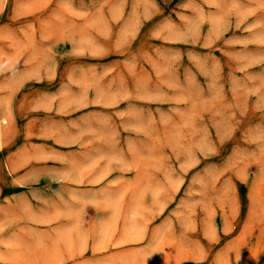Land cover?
<instances>
[{"label": "rangeland", "instance_id": "1", "mask_svg": "<svg viewBox=\"0 0 264 264\" xmlns=\"http://www.w3.org/2000/svg\"><path fill=\"white\" fill-rule=\"evenodd\" d=\"M0 264H264V0H0Z\"/></svg>", "mask_w": 264, "mask_h": 264}]
</instances>
